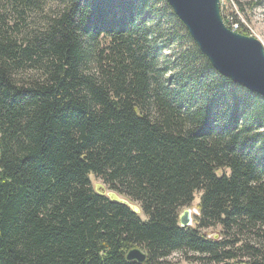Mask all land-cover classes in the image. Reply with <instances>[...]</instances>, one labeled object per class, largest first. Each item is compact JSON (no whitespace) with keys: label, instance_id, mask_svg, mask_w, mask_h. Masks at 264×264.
Instances as JSON below:
<instances>
[{"label":"trees","instance_id":"16d2710c","mask_svg":"<svg viewBox=\"0 0 264 264\" xmlns=\"http://www.w3.org/2000/svg\"><path fill=\"white\" fill-rule=\"evenodd\" d=\"M174 252L264 264V97L219 73L167 0H0V264Z\"/></svg>","mask_w":264,"mask_h":264},{"label":"water","instance_id":"95a60500","mask_svg":"<svg viewBox=\"0 0 264 264\" xmlns=\"http://www.w3.org/2000/svg\"><path fill=\"white\" fill-rule=\"evenodd\" d=\"M167 2L219 73L264 97V46L259 39L237 32L225 23L220 0ZM109 196L117 200L114 193ZM132 208L135 212L139 211L137 207ZM180 221L182 225L192 224L190 209L184 210ZM207 235L211 236L209 232ZM126 257L128 260L144 262L147 254L135 247L127 252Z\"/></svg>","mask_w":264,"mask_h":264},{"label":"rangeland","instance_id":"374dc122","mask_svg":"<svg viewBox=\"0 0 264 264\" xmlns=\"http://www.w3.org/2000/svg\"><path fill=\"white\" fill-rule=\"evenodd\" d=\"M221 9L223 11V16L225 17L226 24L231 28H236L240 32H244L245 35L253 36L261 41L264 46V0H221ZM239 23H236L238 22ZM233 24V25H232ZM238 28V29H237ZM241 29V30H240ZM93 186L96 189L102 191V193L109 195L114 193L118 201L126 202L131 207H137L139 209L140 216L145 218V215L142 213L138 203L131 201L129 198L117 194L115 191L108 189L107 185L96 177H91ZM200 193L195 194V199L191 206L181 209L180 214H183L185 209L191 210L192 224L195 225V215L198 213V202H199ZM220 228H212L207 230H202L206 234H209L214 237L217 235L218 238ZM171 262L174 264H202L200 261H189L186 259V256H180L179 252H174L171 257Z\"/></svg>","mask_w":264,"mask_h":264},{"label":"bare ground","instance_id":"6f19581e","mask_svg":"<svg viewBox=\"0 0 264 264\" xmlns=\"http://www.w3.org/2000/svg\"><path fill=\"white\" fill-rule=\"evenodd\" d=\"M169 4V3H168ZM170 5V4H169ZM173 9V8H172ZM220 10H221V0H220ZM221 14H222V12H221ZM225 23H226V21H225ZM233 25V24H232ZM236 29V28H235ZM238 29V28H237Z\"/></svg>","mask_w":264,"mask_h":264},{"label":"built area","instance_id":"2783aa9c","mask_svg":"<svg viewBox=\"0 0 264 264\" xmlns=\"http://www.w3.org/2000/svg\"><path fill=\"white\" fill-rule=\"evenodd\" d=\"M231 29H233V30H235L236 31V29L233 27V28H231Z\"/></svg>","mask_w":264,"mask_h":264}]
</instances>
